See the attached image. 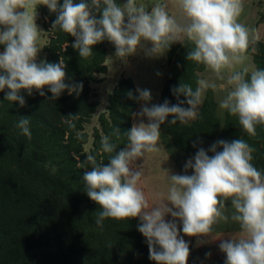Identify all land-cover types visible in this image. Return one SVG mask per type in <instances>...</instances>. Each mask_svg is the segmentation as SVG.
<instances>
[{
  "label": "clouds",
  "instance_id": "clouds-1",
  "mask_svg": "<svg viewBox=\"0 0 264 264\" xmlns=\"http://www.w3.org/2000/svg\"><path fill=\"white\" fill-rule=\"evenodd\" d=\"M39 5L57 13L52 31L75 37L72 47L82 59L91 57L92 46L105 39L115 46V56L121 60L148 44L151 47L145 48L146 55L159 56L173 43L187 42L192 46L187 61L203 65L214 77L199 78L195 88L189 83L174 87L175 105L165 100L163 104L144 106L138 115L146 116L149 122L141 120L124 132L127 144L118 153L114 152L117 143L113 137L119 141L121 131L114 127L100 141L101 152L109 156L107 164L91 154L78 164L80 168L90 167L84 171L82 182L88 197L100 206L95 212L96 225L102 229L106 219L138 217V231L146 238L152 261L187 264L189 244L180 236L176 221L182 222L186 236L213 237V226L229 220L224 209L225 202L230 201V219L238 224L239 231L219 244L226 254L224 264H264V170L252 163L256 150L246 140H219L208 149L211 157L199 149L185 165V172L194 170L192 175H169L166 171L167 195L158 194L152 204L138 187L142 171L133 167L146 154L159 151L160 126L169 116L173 117L172 125L177 121L187 125L199 118L209 89L225 92L219 108L236 117L248 136H255L257 126H264V69L250 70L245 64L246 53L258 35L255 28L239 20L243 0H171L175 13L166 0H156L150 10L138 0H126L122 5L116 0H64L62 6H58V0H0V45L4 46L0 53V91L9 89L5 100L18 102L21 107L25 105L21 90L30 96L35 89L45 96L43 89L47 87L55 100L65 89L69 95H79L83 88L82 84L65 83L62 59L59 63H37L42 48L35 23ZM94 11L102 13L99 19ZM136 91L145 105L151 100L148 90ZM128 95L132 98L131 92ZM181 95L186 101L179 100ZM185 102L188 108L182 106ZM68 118L71 125L77 115ZM16 127L31 139L29 117H20ZM167 215L172 220H166ZM108 247L113 246L109 243Z\"/></svg>",
  "mask_w": 264,
  "mask_h": 264
},
{
  "label": "trees",
  "instance_id": "trees-1",
  "mask_svg": "<svg viewBox=\"0 0 264 264\" xmlns=\"http://www.w3.org/2000/svg\"><path fill=\"white\" fill-rule=\"evenodd\" d=\"M63 2L58 0V6ZM116 3L122 5L121 0ZM93 14L98 19L102 15L95 11ZM56 18L57 13L50 12L47 6L37 7L35 19L48 35L45 61L59 63L62 59L65 83L82 84L83 88L79 95L75 92L69 95L65 89L55 100L47 87L43 89L45 96L35 89L30 96L21 90L25 99L23 107L5 100L9 89L0 91V264H153L146 238L136 234L131 219H106L102 229L96 225L95 212L100 206L88 197L82 182L84 171L90 167H78L86 157L87 135L83 124L98 106L91 100L96 97L92 84L99 82L98 74L108 73L110 41L105 39L92 46L93 55L82 59L72 47L75 37L52 31ZM191 47L187 42H176L165 52L168 70L160 104L165 100L170 106L177 104L172 89L180 83L195 88L199 74L205 71L203 65L187 61ZM247 52L256 68L264 69V43L256 41ZM136 90L131 78H121L109 97L111 122L105 125L102 120V125L106 127V135L117 126L121 131L119 141L113 137L117 143L115 153L126 147L123 133L131 130L140 104ZM179 100L186 101V97L181 95ZM182 106L189 107L186 102ZM201 107L197 120L187 125L179 121L172 125L173 117L169 116L160 131L172 139L177 150L191 156L203 148L211 157L213 153L208 149L213 143L242 138L256 150L254 166L264 170V126H257L256 135L248 136L236 117L226 110L223 116L219 114L213 95L205 97ZM72 115L77 118L70 125L68 117ZM20 117H29L31 139L16 127ZM100 146L93 155L98 162L107 164L109 156L101 152ZM109 243L112 248L108 247Z\"/></svg>",
  "mask_w": 264,
  "mask_h": 264
},
{
  "label": "rangeland",
  "instance_id": "rangeland-1",
  "mask_svg": "<svg viewBox=\"0 0 264 264\" xmlns=\"http://www.w3.org/2000/svg\"><path fill=\"white\" fill-rule=\"evenodd\" d=\"M126 2V0H125ZM139 2H143L148 4L149 10L151 6L156 2V0H138ZM169 3V10L173 13L176 12L174 8L171 7V0H166ZM243 12L239 18L240 22L248 25L249 27L255 28L257 30L258 39L257 42L264 43V0H243ZM35 23L40 31V46L42 47L37 56V63L41 61H45V52H44V43L48 40V35L42 24H38L36 19ZM151 45H145V47H140V51L130 55L126 58V60H121L115 56V46L111 45L108 47L109 53H107V66L109 68L107 74H98L97 78L99 79L98 83L92 84L93 91L96 93V97L91 99L98 103V106L95 112L87 119V122L83 124L84 132L87 135L86 144L84 145L85 156L88 154L93 155L97 149H99L98 144L101 141V138L105 136V128L102 125V120L105 125H109L111 122L110 118V102L109 97L113 93V89L116 84L117 77L120 73H124L122 78H131L136 85L137 88L141 90H148L151 94V100L147 102L140 101L139 104V113L141 112L144 106L151 107L154 104H160L163 88L165 84V79L167 75V59L165 53L159 56H148L146 55L145 48H150ZM3 50L0 45V53ZM246 66L251 70L255 69L256 65L254 63L253 57L246 53ZM126 74L128 77H126ZM201 74L199 76L201 77ZM133 77V78H132ZM204 77V76H203ZM208 79H214L210 72L205 73V77ZM221 82L217 81L219 85ZM219 89V88H218ZM206 91L205 96L213 95L215 101L218 103V112L220 115H224L225 110L219 108V102L225 95L224 91H218V99L216 95L212 91V94H207ZM205 99V98H204ZM203 99V103H204ZM143 103V105H142ZM203 105V104H202ZM201 105V106H202ZM202 108V107H200ZM138 109L136 111H138ZM200 110V109H199ZM136 113V112H135ZM135 115V114H134ZM148 123L147 117H140L139 115L136 117L134 124H138L141 122ZM159 143L164 145L166 148V154L171 156L170 160L163 156L159 151L154 153H148L144 158H140L134 162L133 167L140 168V170L144 171V175L141 176L140 181L138 183V187L144 192L146 198L149 201V204H152L154 199L157 198L158 194H163L166 197L168 190V182H167V172L169 175L172 174H180L181 167L184 169L186 165V160H189L190 157L188 155H183L184 153L180 150H177L173 143L172 139L164 134L162 131ZM101 147V146H100ZM101 154V152H100ZM186 156V157H184ZM184 157L183 159H180ZM154 158L157 159L154 162ZM142 171V172H143ZM150 171V172H149ZM167 171V172H166ZM169 216L165 217L166 220H169ZM140 223L139 218H132L131 225L133 226L136 234L138 236H142V234L138 231V225ZM225 223L223 221L219 224V227ZM194 257L190 256L187 264H210L208 263L211 256L207 255L208 250L201 249L199 250ZM219 252L223 255L219 249ZM219 255V254H218ZM153 264H156L153 263Z\"/></svg>",
  "mask_w": 264,
  "mask_h": 264
},
{
  "label": "crops",
  "instance_id": "crops-1",
  "mask_svg": "<svg viewBox=\"0 0 264 264\" xmlns=\"http://www.w3.org/2000/svg\"><path fill=\"white\" fill-rule=\"evenodd\" d=\"M122 4L126 3L125 0H121ZM148 5V4H147ZM149 6V5H148ZM127 22V21H125ZM46 44V42L44 43V45ZM111 45H113L111 42L108 44V47L110 48ZM114 46V45H113ZM140 51V47H138L137 52ZM109 53V51H108ZM46 58V56H45ZM109 70V68H108ZM208 71H204L201 74L200 78H204L205 77V73L207 74ZM126 73V72H124ZM124 73H120L118 76H120L119 78L117 77V82L116 84H113L114 86H116L119 82V80L122 78V75H124ZM204 76V77H203ZM126 77H128V75L126 74ZM129 78V77H128ZM133 78V77H132ZM134 80V79H133ZM207 94L211 91H213L212 89L207 90ZM218 91H221L219 89H217L216 91H213L214 94L216 95V99H218ZM225 94V93H224ZM205 98V97H204ZM203 98V99H204ZM143 102V101H142ZM217 102V101H216ZM143 105V103H142ZM139 114V109L138 111H136L134 117H133V123L136 120V117ZM159 147V152L163 154L164 157H166L168 160H170L171 156H169L168 154H166V148L164 147V145H162L161 143H159L158 145ZM183 155H188V154H183ZM190 157V159H192L194 156L188 155ZM186 157V156H184ZM184 157L180 158L183 159ZM189 159V160H190ZM157 159L154 158V162H156ZM186 160V163L189 161ZM181 175H192L194 174V170L193 169H188L187 172H185V167L184 169L181 167ZM143 171V170H142ZM150 172V171H149ZM142 175H144V171L142 172ZM233 209L231 208V204L230 201H226L225 202V215L229 216V220L225 221V223L219 227V224L222 223L223 221H221L220 223L216 224L213 226V237L212 236H201V237H195V236H186L183 234L182 232V222H180L179 220L176 221L177 226H178V230H180V236L183 237V239L185 240V242H187L189 244V248H190V254L189 257L192 256L194 257V255H196L198 252H200L199 250L203 249H207L210 253L209 256H211L210 260L208 263L210 264H224L225 259H226V254L224 253L223 255L219 252V244L221 243L222 239H230L231 236L235 235L238 233L239 231V226L236 222L231 221L230 216L232 214ZM172 220V217L169 216V221ZM217 237H221L220 239H213V238H217ZM202 241V243H201ZM219 254V255H218ZM189 257H188V261H189Z\"/></svg>",
  "mask_w": 264,
  "mask_h": 264
}]
</instances>
